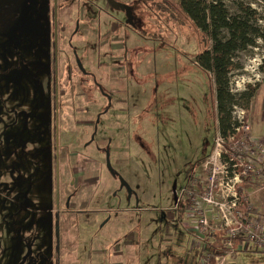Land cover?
Wrapping results in <instances>:
<instances>
[{"label":"rangeland","instance_id":"374dc122","mask_svg":"<svg viewBox=\"0 0 264 264\" xmlns=\"http://www.w3.org/2000/svg\"><path fill=\"white\" fill-rule=\"evenodd\" d=\"M121 1L131 12L124 37L110 31L104 0L72 7L65 54L46 79L43 53L35 51L45 29L12 1L1 5L0 264L26 255L24 264H190L195 250L196 264H264L259 147L229 144L236 158L223 147L211 75L197 62L205 48L199 35L181 14L172 20L156 9L160 0ZM224 6L231 15L250 9L264 34L263 2ZM17 16L19 23L8 24ZM263 54L264 38L235 53L232 93L264 81ZM55 90L62 95L56 102ZM256 99L246 112L247 143L264 142L250 136V128L264 131V90ZM11 106L14 113H6ZM214 232L230 240L215 248ZM113 245L122 258H113Z\"/></svg>","mask_w":264,"mask_h":264},{"label":"trees","instance_id":"16d2710c","mask_svg":"<svg viewBox=\"0 0 264 264\" xmlns=\"http://www.w3.org/2000/svg\"><path fill=\"white\" fill-rule=\"evenodd\" d=\"M225 1L233 2V0H210L208 3L206 0H178L176 4H173L169 0H160V3H155V8L159 9L162 14H167L172 20L176 13L181 14L190 21L199 35V42L205 48H201L197 54V62L211 75L214 86L217 131L223 140V147H229L230 151L232 145L229 146V144H233L242 134L235 131L237 123L232 116L233 107H239L248 112L251 100L258 88V85H247V90L243 93L237 95L231 92L229 79L235 68L233 57L236 52L254 45L255 39H263L264 34H261L258 28L253 27L251 23L253 12L250 9L238 7L237 10L240 13L231 15L224 6ZM259 1L264 3V0ZM206 45H210V50H207ZM229 154L236 157L231 151ZM212 237L214 240L210 245L215 248L221 240L224 242L230 240L221 232L212 233ZM239 238H231V241L234 244L238 243ZM198 254L200 255L201 251L195 250L193 255H190V264L198 260Z\"/></svg>","mask_w":264,"mask_h":264},{"label":"flooded vegetation","instance_id":"af4514ba","mask_svg":"<svg viewBox=\"0 0 264 264\" xmlns=\"http://www.w3.org/2000/svg\"><path fill=\"white\" fill-rule=\"evenodd\" d=\"M6 1L7 0H0V9H1V5L5 4ZM11 1H12V6L14 7L13 9L16 8L23 9L22 12H25V16L28 17L25 19L27 20L31 19L40 28L45 29V32L42 30V32L39 33L37 36V37L42 36V40L40 41L39 46L35 47V51L38 52L42 51L43 53V63L41 66H43L44 70L46 71V76H44L46 79L50 76L49 72H50L51 64L55 63L54 67L55 70L57 71L58 66L56 62L59 59L58 57L65 54L64 53L65 49L63 50V41L65 40V37H63L62 35L63 32L65 31L64 28L66 22L72 20L73 18L72 16H74L72 15V10H73L72 7L74 6L75 9L78 8L80 9L81 6L79 2L86 4L89 7L90 2L89 0H10V2ZM104 1L106 2L107 12L109 14H112V16L109 17L111 21H113L112 23H110L111 25L110 31H112L113 33L121 31L123 36L124 32H127V30L130 28L131 25L130 10L128 9L127 5L122 3V1L120 2V0L119 1L112 0L113 5L108 0H104ZM98 15L100 16L99 12ZM122 15L124 16V19L122 18ZM19 17L20 16L12 18L8 22V24H12V22L14 24L19 23L20 22V20L18 19ZM121 18L123 19L122 24L116 25L115 22L120 20ZM79 23L80 20L75 21L76 27L74 29V34L77 33ZM20 30H21L20 32H23L24 28H21ZM96 35L98 36V33H96ZM51 40H52V44L50 42ZM51 56H53L52 62H50ZM76 65H77V69L82 73L83 68H81V65L77 63V61H76ZM33 66H38V65L33 64ZM53 77H54V81H53L54 87L56 88L60 86L62 82H60V77L58 78L56 73L53 75ZM45 79L43 78L42 91L43 93H45L43 94V97L46 96L47 98H49L48 92L45 90L46 88L49 87V81L47 79L46 83L44 84ZM54 97H55L54 102H56L57 99H59L60 97L62 98V95H58L57 91L55 90ZM0 100H3L2 93H0ZM6 113H11V114L14 113L12 106L11 109L6 110ZM20 234L21 232H19L18 230L15 231V235H20ZM58 237H59V233H58ZM13 238L17 240L15 236H13ZM31 241H32V236H31ZM27 260H28V255H26V258H23V261H20L17 264H24L26 263Z\"/></svg>","mask_w":264,"mask_h":264},{"label":"built area","instance_id":"2783aa9c","mask_svg":"<svg viewBox=\"0 0 264 264\" xmlns=\"http://www.w3.org/2000/svg\"><path fill=\"white\" fill-rule=\"evenodd\" d=\"M264 55V54H263ZM234 108V110H235V115L236 116H233V119L236 121V123H237V127L235 128V131L237 132V133H242L241 134V136H240V138L238 139V140H236L235 142H234V144H235V146L237 147V148H239V146H238V144H239V142H240V146L241 147H243L245 150H247V151H250V150H252V144H253V149H255V148H258L259 147V150H258V152L260 153V157H261V161H260V163H263V170H261V171H259L257 174V176H258V178L260 179V180H264V142L263 143H257V142H255V143H252L251 141H250V139H249V141H250V143H247L248 141H247V136H246V133L247 132H249V123H248V120H247V116H246V112L243 110V109H241V108H239V109H236V107H233ZM249 138V137H248ZM231 151H232V147H231V149H230ZM257 151V150H256ZM255 152V150L253 151V153ZM252 153V154H253ZM236 157H237V155H236ZM235 157V158H236ZM258 159V158H257ZM245 172H243L242 171V175L244 174ZM242 175L240 176H237L236 177V180L239 178H242Z\"/></svg>","mask_w":264,"mask_h":264},{"label":"crops","instance_id":"0c3cea01","mask_svg":"<svg viewBox=\"0 0 264 264\" xmlns=\"http://www.w3.org/2000/svg\"><path fill=\"white\" fill-rule=\"evenodd\" d=\"M262 74H264V68H263V71L261 72ZM261 90H264V81L261 83V84H259V86H258V88H257V90H256V92H255V94H254V96H253V98H252V100H251V103H250V106H249V109H248V115L255 109V108H257L256 106H257V99H256V96L259 94V92L261 91ZM258 108H259V114H260V121H264V101H262L260 104H259V106H258ZM249 124H250V122H249ZM250 136L251 137H254L255 139H257V140H259V139H262V138H264V131L262 130V129H260V128H258V129H255V130H253V128L251 129L250 128ZM79 171H81V169L79 168ZM84 182H83V180L82 179H80L79 180V182H78V184L79 185H81V184H83ZM108 226V224L106 223L105 224V227H107ZM111 229H112V231L114 232V233H116V229H115V227H110ZM110 228H107V230H108V232H110ZM64 234H66V231H65V233ZM110 235V234H109ZM65 240H66V238H65ZM97 241H99L98 239H95V242H97ZM116 245H113L112 246V248H111V253H112V255H114L113 256V258L115 259V260H117V259H119V258H122L123 256H124V253H123V250H121V249H119V248H117V247H115ZM66 248V247H65ZM64 248V249H65ZM70 250H71V248H70ZM104 252L102 251V250H95L94 251V254H103ZM136 262V261H135ZM65 263H67V261L66 260H64L63 261V263L62 264H65ZM110 264H127V263H125V261H119V262H112V263H110Z\"/></svg>","mask_w":264,"mask_h":264},{"label":"water","instance_id":"95a60500","mask_svg":"<svg viewBox=\"0 0 264 264\" xmlns=\"http://www.w3.org/2000/svg\"><path fill=\"white\" fill-rule=\"evenodd\" d=\"M112 5H113V1L112 0H108ZM108 167H109V165H108ZM26 258V257H25Z\"/></svg>","mask_w":264,"mask_h":264}]
</instances>
